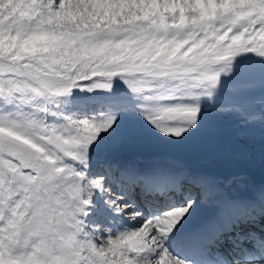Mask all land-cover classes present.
<instances>
[{
    "label": "snow or ice",
    "instance_id": "snow-or-ice-1",
    "mask_svg": "<svg viewBox=\"0 0 264 264\" xmlns=\"http://www.w3.org/2000/svg\"><path fill=\"white\" fill-rule=\"evenodd\" d=\"M221 39L224 52L191 71L142 79L51 78L0 61V230L38 223L35 190L39 173L49 167L61 170L74 189L63 219L68 224L75 223L73 217L83 220L79 227L96 245L97 236H121L127 247L119 264H192V251L201 256L200 264H264V246L252 254L230 236L240 216L186 230L198 211L215 202L212 183L202 180L199 191H193L183 172L141 174L112 157L131 143H173L190 136L203 120L202 101L212 99L233 59L243 53L264 58L259 24L243 33L221 34ZM115 80L138 103L116 93ZM77 91L109 95L85 100L86 111L68 114L64 105ZM257 216L264 218V208L243 218ZM225 244L233 257L215 251Z\"/></svg>",
    "mask_w": 264,
    "mask_h": 264
},
{
    "label": "clouds",
    "instance_id": "clouds-1",
    "mask_svg": "<svg viewBox=\"0 0 264 264\" xmlns=\"http://www.w3.org/2000/svg\"><path fill=\"white\" fill-rule=\"evenodd\" d=\"M257 24L264 0H0V61L51 78L171 76L221 55V34ZM39 175L38 223L0 230V264H119L122 237L96 245L83 220L63 219L72 182L49 167Z\"/></svg>",
    "mask_w": 264,
    "mask_h": 264
},
{
    "label": "rangeland",
    "instance_id": "rangeland-1",
    "mask_svg": "<svg viewBox=\"0 0 264 264\" xmlns=\"http://www.w3.org/2000/svg\"><path fill=\"white\" fill-rule=\"evenodd\" d=\"M114 91L122 94L129 103H138L119 80H115ZM107 95L109 94L105 92L89 94L77 91L64 105V110L68 114L86 111L87 106L83 103L85 100L103 99ZM263 97L264 58L243 53L233 59L231 71L227 75L221 74L212 99L202 101L203 120L199 122L198 130H193L190 136L180 142L131 143L112 153V157L119 162L123 161L126 166L144 159L168 167L172 160L168 158L169 155L198 156L201 158L202 167L210 173H221L225 177L223 182L228 183V187L233 184V190L245 191L261 184L253 188L255 190L264 185V127L250 123L251 120L247 121L245 116H238L236 109L243 106L254 108V101ZM263 104L261 102L258 105L264 111ZM205 109L216 111L217 114ZM226 109L231 110V113H222ZM127 157L131 160L126 159ZM250 184L252 185L248 186ZM214 203H217V197ZM208 210L202 208L192 220ZM95 218L94 216L93 219Z\"/></svg>",
    "mask_w": 264,
    "mask_h": 264
},
{
    "label": "bare ground",
    "instance_id": "bare-ground-1",
    "mask_svg": "<svg viewBox=\"0 0 264 264\" xmlns=\"http://www.w3.org/2000/svg\"><path fill=\"white\" fill-rule=\"evenodd\" d=\"M207 111H209V112H211V113H215V114H217V112L216 111H210V110H207ZM222 113H231V110H228V109H226V110H223L222 111ZM262 115V114H261ZM255 116H257L258 118L260 117V114H256ZM227 121V120H226ZM243 121H245V120H243ZM255 121H256V119H255ZM255 121H252V122H255ZM213 122V121H212ZM221 122V121H220ZM213 127V126H212ZM227 128V127H226ZM128 153V152H127ZM128 156V155H127ZM123 157H125V155L123 156ZM169 158V157H168ZM126 159H130L129 157H127ZM149 159V158H148ZM170 159V158H169ZM131 160V159H130ZM170 161V160H169ZM172 161H174L173 163H172ZM121 162V164H125L123 161H120ZM148 162H151V161H147V160H144V159H141V161H139V163H137V164H133V165H130L131 163H128L130 166H128V167H130V168H132V169H139V168H142V169H151V167H154L155 169H157V170H163L162 168H165L166 169V171L168 170L169 172H172V173H176V172H183V173H185L186 174V176L187 177H189L190 179H189V181L190 182H192L193 181V179H194V181H199L198 180V176L199 175H203V172H205L204 170H206L204 167H202V165L200 166V168L198 169V172H191V171H188V170H186L185 169V167L184 166H182V164L180 163V162H177V161H175V160H171V164H169L168 165V167H164L163 165H161V164H159L158 162H156V161H153V162H151V164L150 163H148ZM126 166V165H125ZM166 166V165H165ZM253 168V167H252ZM208 171V170H207ZM252 173V172H251ZM220 175H222L221 173H219ZM255 175V174H254ZM257 175V174H256ZM241 183V182H240ZM259 185V184H258ZM190 189H193V188H190ZM239 190V189H238ZM230 191V190H229ZM231 192L232 193H237V194H240V193H242L243 191H235V190H233V189H231Z\"/></svg>",
    "mask_w": 264,
    "mask_h": 264
},
{
    "label": "water",
    "instance_id": "water-1",
    "mask_svg": "<svg viewBox=\"0 0 264 264\" xmlns=\"http://www.w3.org/2000/svg\"><path fill=\"white\" fill-rule=\"evenodd\" d=\"M181 158L187 166H190V167H193V168H196L197 165H196V160L194 158H190V157H179Z\"/></svg>",
    "mask_w": 264,
    "mask_h": 264
}]
</instances>
